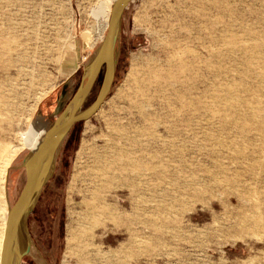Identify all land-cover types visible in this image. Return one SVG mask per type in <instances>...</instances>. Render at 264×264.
I'll use <instances>...</instances> for the list:
<instances>
[{"label": "rangeland", "instance_id": "374dc122", "mask_svg": "<svg viewBox=\"0 0 264 264\" xmlns=\"http://www.w3.org/2000/svg\"><path fill=\"white\" fill-rule=\"evenodd\" d=\"M112 3L0 0V264L25 158L92 66ZM133 171L134 190L118 181ZM46 180L21 264H264V0H134L111 93Z\"/></svg>", "mask_w": 264, "mask_h": 264}, {"label": "water", "instance_id": "95a60500", "mask_svg": "<svg viewBox=\"0 0 264 264\" xmlns=\"http://www.w3.org/2000/svg\"><path fill=\"white\" fill-rule=\"evenodd\" d=\"M134 0H116L107 34L90 69L63 111L58 115L51 129L42 138L37 149L24 162L26 184L22 193L10 211L7 229L3 242L1 264H21L29 254V246L21 249L18 244L20 230L47 183V175L53 163V157L63 140L79 123L90 120L100 110L111 93L116 75V47L120 39L123 17L126 9ZM104 77L95 101L84 111H81L93 91L101 71Z\"/></svg>", "mask_w": 264, "mask_h": 264}, {"label": "bare ground", "instance_id": "6f19581e", "mask_svg": "<svg viewBox=\"0 0 264 264\" xmlns=\"http://www.w3.org/2000/svg\"><path fill=\"white\" fill-rule=\"evenodd\" d=\"M116 0H113V3H112V8H113V5L115 3ZM112 8H111V12H112ZM110 16H111V13H110ZM109 20H110V17H109ZM108 24H109V21H108ZM107 28H108V25H107ZM143 72V71H142ZM144 72H147V71H144ZM42 137V136H41ZM41 138L37 141V143L32 147V149L29 151V153L27 154V157L25 158V161H27L29 159V157L31 156V154L37 149V147L39 146L40 142H41ZM12 154V153H11ZM14 155H17L16 152L13 154ZM11 159L9 160V163H10ZM24 161V162H25ZM137 161L136 160H131V161H128V163L130 164H133V166L135 165H138V164H135ZM9 166V164H8ZM7 166V168H8ZM8 173V169L5 170V174ZM127 179L129 180H118V181H121L122 183H125V184H128V183H131L132 184V188L133 190L135 189V182H137V180L140 179L141 177V174H139L138 172L136 171H133L132 173L130 174H127L125 176ZM10 209H5V212H4V226H5V229H4V235H3V238H2V246H3V242H4V239H5V232H6V229H7V221H8V218H9V214H10ZM24 223L22 225V228L20 230V234H19V240H18V244L19 246L21 247V241H22V233L24 232Z\"/></svg>", "mask_w": 264, "mask_h": 264}, {"label": "crops", "instance_id": "0c3cea01", "mask_svg": "<svg viewBox=\"0 0 264 264\" xmlns=\"http://www.w3.org/2000/svg\"><path fill=\"white\" fill-rule=\"evenodd\" d=\"M55 107H56V106H51V107L46 108L45 110H43L42 113H43L44 118L48 117L49 113L52 112L51 110H53Z\"/></svg>", "mask_w": 264, "mask_h": 264}, {"label": "flooded vegetation", "instance_id": "af4514ba", "mask_svg": "<svg viewBox=\"0 0 264 264\" xmlns=\"http://www.w3.org/2000/svg\"><path fill=\"white\" fill-rule=\"evenodd\" d=\"M101 73H102V71H101ZM99 77H100V76H99ZM93 91H94V89H93ZM93 91L91 92V94L93 93ZM91 94H90V96H91ZM90 96H89V97H90ZM88 99H89V98H88ZM88 99H87V101H88ZM87 101H86V103H87ZM86 103H85V104H86ZM45 186H46V184H45ZM45 186H44V188H45ZM44 188H43V190H44ZM43 190H42V191H43ZM41 193H42V192H41ZM39 196H41V194H40ZM37 201H38V200H37ZM37 201H36V203H35V205H34L33 210L35 209V207H36V205H37ZM33 210L31 211V213L33 212Z\"/></svg>", "mask_w": 264, "mask_h": 264}]
</instances>
